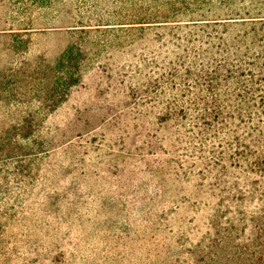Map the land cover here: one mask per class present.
<instances>
[{"label": "rangeland", "instance_id": "1", "mask_svg": "<svg viewBox=\"0 0 264 264\" xmlns=\"http://www.w3.org/2000/svg\"><path fill=\"white\" fill-rule=\"evenodd\" d=\"M0 264H264V0H0Z\"/></svg>", "mask_w": 264, "mask_h": 264}]
</instances>
